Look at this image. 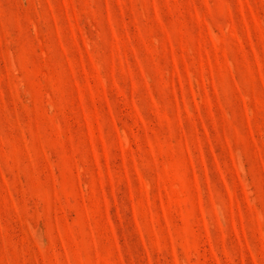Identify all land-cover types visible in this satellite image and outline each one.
<instances>
[{
    "label": "rangeland",
    "instance_id": "1",
    "mask_svg": "<svg viewBox=\"0 0 264 264\" xmlns=\"http://www.w3.org/2000/svg\"><path fill=\"white\" fill-rule=\"evenodd\" d=\"M0 264H264V0H0Z\"/></svg>",
    "mask_w": 264,
    "mask_h": 264
}]
</instances>
